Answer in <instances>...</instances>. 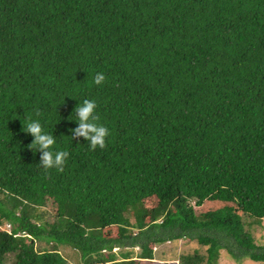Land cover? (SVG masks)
<instances>
[{
    "label": "trees",
    "instance_id": "1",
    "mask_svg": "<svg viewBox=\"0 0 264 264\" xmlns=\"http://www.w3.org/2000/svg\"><path fill=\"white\" fill-rule=\"evenodd\" d=\"M85 99L103 149L73 138ZM263 220L264 0H0V264H141L182 239L206 251L179 264L264 262Z\"/></svg>",
    "mask_w": 264,
    "mask_h": 264
},
{
    "label": "clouds",
    "instance_id": "2",
    "mask_svg": "<svg viewBox=\"0 0 264 264\" xmlns=\"http://www.w3.org/2000/svg\"><path fill=\"white\" fill-rule=\"evenodd\" d=\"M105 75L97 73L94 78L96 85H101L105 82ZM97 104L94 100L85 99L82 104L75 108L78 127L72 130L73 138L83 137L88 141L91 150H96L97 147L103 149L106 147V139L109 136L107 127L98 124L100 117L96 115ZM23 131L34 137V141L29 145V148L35 152L42 153L39 166L45 170L56 168L63 171V166L69 153L59 150L53 151V146L56 143L55 137L42 128L39 120L27 118V123L23 122Z\"/></svg>",
    "mask_w": 264,
    "mask_h": 264
},
{
    "label": "rangeland",
    "instance_id": "3",
    "mask_svg": "<svg viewBox=\"0 0 264 264\" xmlns=\"http://www.w3.org/2000/svg\"><path fill=\"white\" fill-rule=\"evenodd\" d=\"M153 204H155V202H153ZM197 212H200V209H197ZM244 219L247 223L251 222V219H248L246 217H244ZM251 229V233L253 234L252 236L255 239V243L264 246V220L262 227L254 225L251 227ZM134 251L137 254L139 253V249H136ZM196 251L204 254L206 249L201 247L196 241H190L188 239L167 242L154 248V260H144L141 264H179V261L183 256L194 255ZM59 252L62 253V255L68 260L69 264H82L81 255L73 250V248L69 246H60ZM218 264H264V262H254L247 259L242 261L241 263H238L236 260L232 259V257L226 251H223L221 253Z\"/></svg>",
    "mask_w": 264,
    "mask_h": 264
}]
</instances>
